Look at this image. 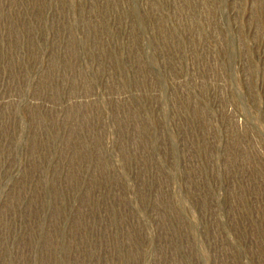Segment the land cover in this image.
<instances>
[{"label": "rangeland", "instance_id": "374dc122", "mask_svg": "<svg viewBox=\"0 0 264 264\" xmlns=\"http://www.w3.org/2000/svg\"><path fill=\"white\" fill-rule=\"evenodd\" d=\"M0 264H264V0H0Z\"/></svg>", "mask_w": 264, "mask_h": 264}]
</instances>
